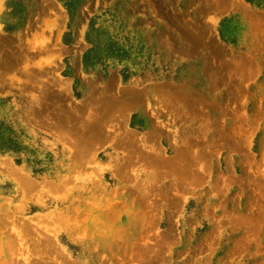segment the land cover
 <instances>
[{
	"label": "rangeland",
	"instance_id": "374dc122",
	"mask_svg": "<svg viewBox=\"0 0 264 264\" xmlns=\"http://www.w3.org/2000/svg\"><path fill=\"white\" fill-rule=\"evenodd\" d=\"M0 264H264V0H0Z\"/></svg>",
	"mask_w": 264,
	"mask_h": 264
}]
</instances>
